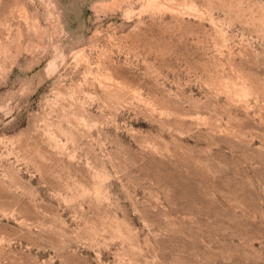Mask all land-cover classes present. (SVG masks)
I'll use <instances>...</instances> for the list:
<instances>
[{
  "label": "rangeland",
  "instance_id": "1",
  "mask_svg": "<svg viewBox=\"0 0 264 264\" xmlns=\"http://www.w3.org/2000/svg\"><path fill=\"white\" fill-rule=\"evenodd\" d=\"M0 264H264V0H0Z\"/></svg>",
  "mask_w": 264,
  "mask_h": 264
}]
</instances>
